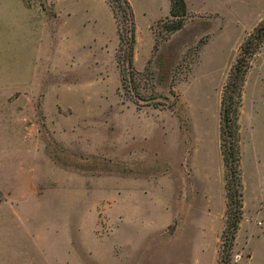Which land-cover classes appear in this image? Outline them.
Listing matches in <instances>:
<instances>
[{
	"label": "rangeland",
	"instance_id": "obj_1",
	"mask_svg": "<svg viewBox=\"0 0 264 264\" xmlns=\"http://www.w3.org/2000/svg\"><path fill=\"white\" fill-rule=\"evenodd\" d=\"M128 1L139 21L137 74L122 81L107 0H0V264H168L167 248L151 234L125 226L127 244L119 245L114 187L129 189L122 180L138 182L132 195L142 204L138 219L147 198L170 200L166 237L195 224L214 230L219 264L228 178L221 91L241 43L264 14L236 8L239 0H188L193 11L220 14L192 15L183 31L161 40L164 19L149 20L166 0ZM46 90L47 106L61 102L58 113L44 106ZM238 125L239 229L258 208L264 218V43L245 78ZM66 194L75 202L71 215L61 201ZM50 197L56 203L48 204ZM83 199L89 207L77 205Z\"/></svg>",
	"mask_w": 264,
	"mask_h": 264
},
{
	"label": "crops",
	"instance_id": "obj_2",
	"mask_svg": "<svg viewBox=\"0 0 264 264\" xmlns=\"http://www.w3.org/2000/svg\"><path fill=\"white\" fill-rule=\"evenodd\" d=\"M186 4V9L189 14L188 19L193 15H210V14H220L217 11H210V12H198L193 11L190 9L189 1L184 0ZM235 4H233L234 6ZM236 8H240L244 11L251 12V13H259L262 12L264 14V0H239V2L236 4ZM170 10V0H166L164 9L161 10L160 15L156 17L155 19L149 20L150 23H154L155 21L161 20L166 18L169 15ZM134 11V9H133ZM261 14V13H259ZM135 22L136 27L138 30V17L135 12ZM187 19V20H188ZM187 22V21H186ZM187 25V23H186ZM186 25L179 31L172 34V37H175L178 35L181 31H183L186 28ZM136 30V34H137ZM134 55H133V65H134ZM51 92H48V90L45 91L44 96V106H46L50 110H56L58 113L59 107L62 105L59 100L55 99L51 106H47L46 102L48 99L52 101V98L50 97ZM65 107H69L68 105H65ZM116 127H118V124H116ZM65 171V170H64ZM65 173V172H64ZM67 175V182L69 183V188H67V191H73V181H74V174L71 172H66ZM85 181V180H83ZM127 180H122L123 183H126V186L129 187V189H121L122 186L114 187L118 190L116 196L117 200L115 203L117 212L121 215L118 216L119 220V226L115 229V236L119 241V245L121 247H125L127 243L124 242L122 239L123 237L121 234L125 232L123 230V227H126V230L131 227L132 233L136 232V235L139 233L145 234V235H152L157 242H160V244L164 245L165 248H167V254L165 256V260L168 264H217V258L220 250V237L218 234H213L214 230L210 231H202L201 226L195 224L191 225L192 229L188 232H178L177 237H166L164 235L165 230L168 228V225L170 221H173V215L172 212L169 210L170 206V200H167V198H154L150 197L143 201L144 207H145V215L144 220L138 219V207L142 206V204H139L138 201L133 198V194L137 192L138 185L136 183L137 180H128L130 183L128 186ZM128 182V183H129ZM117 185V184H116ZM122 185V184H121ZM125 186V187H126ZM121 190H124L121 194ZM149 193H156L155 190H151L148 188L146 189ZM130 191L131 197L133 200L128 196L127 193ZM147 193V194H148ZM64 197H66L64 200H61L65 203V207L67 208V212L73 214L74 209V199L71 196V194H66ZM50 197L49 203H56V199ZM130 200V201H129ZM87 201V202H86ZM120 202V206H119ZM78 206L86 205L87 207L90 206V203L88 200H82L76 202ZM88 203V204H87ZM48 204L43 203L42 207L43 210L47 209ZM96 204V203H95ZM70 208V210H68ZM260 209L258 208L257 211L253 213L249 219L245 221L242 220L240 227L235 235V239L233 241V246L231 249V259L232 264H264V221L260 216ZM69 215H65V219L68 221ZM128 216L130 221H128ZM261 218V224L258 225L259 222L258 219ZM41 220H47V216L43 215L40 217ZM188 221V220H187ZM247 223V228L245 232V236H242L241 230L242 225ZM19 223V222H18ZM263 224V225H262ZM133 225V226H131ZM199 227V228H197ZM133 237V236H132ZM177 238V239H176ZM182 240L184 241V244L182 243ZM191 245V247H189ZM190 252V253H189ZM178 255V256H177ZM177 256L176 258H174Z\"/></svg>",
	"mask_w": 264,
	"mask_h": 264
},
{
	"label": "trees",
	"instance_id": "obj_3",
	"mask_svg": "<svg viewBox=\"0 0 264 264\" xmlns=\"http://www.w3.org/2000/svg\"><path fill=\"white\" fill-rule=\"evenodd\" d=\"M112 7L117 24L118 51L117 63L121 80L126 77L132 80L137 71L133 65L134 46L136 42V22L132 5L128 0H107ZM189 14L184 0H170L169 15L162 25L164 33L161 40H167L175 32L181 30ZM120 18V21H119ZM264 43V20L241 43L237 57L230 67L226 81L222 87L220 98V151L228 178L227 191V225L223 233L219 264H230L231 249L235 239L238 223L242 217L243 184L240 173V148L238 116L241 106L242 91L245 78L251 68V60ZM155 42V49H156ZM135 90V87H132ZM135 96L142 98L138 92ZM155 105V104H153ZM3 194L0 190V202Z\"/></svg>",
	"mask_w": 264,
	"mask_h": 264
}]
</instances>
